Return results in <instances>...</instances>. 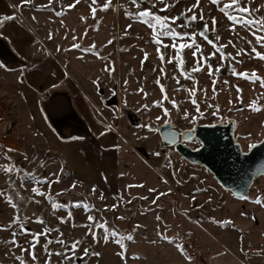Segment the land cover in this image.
Here are the masks:
<instances>
[{"label": "rangeland", "instance_id": "374dc122", "mask_svg": "<svg viewBox=\"0 0 264 264\" xmlns=\"http://www.w3.org/2000/svg\"><path fill=\"white\" fill-rule=\"evenodd\" d=\"M149 1L13 0L24 35L34 39L19 43V53L0 41V153H6L0 154V166L19 169L0 168V225H10L0 228V264H45L49 252L51 264H264V203L255 200L264 196V175L247 196L238 197L205 166L165 144L158 130L166 122L181 132L233 118L243 150L264 139V87L236 74L264 78V59L252 51L264 54V43L257 41L264 31L239 23L233 29L228 18L237 14L261 21L264 0H240L249 8L243 14L235 6L221 10L230 0H200L198 7H192L196 0ZM146 8L178 16L165 28L172 25L181 35L161 34L157 44L153 29L135 15ZM192 13L195 21L189 19ZM205 22L207 38L200 35ZM4 24L0 40L7 39ZM193 39L191 48L179 50L181 65L172 45ZM33 90L43 112L45 94H70L79 118L72 115L68 123L79 126L75 134H85L91 147L84 149L83 162L79 150L63 145L69 138L57 141L40 124L32 110ZM254 99L259 111L248 107ZM48 123L60 134L64 125L71 126ZM185 142L200 146L196 139ZM108 154L114 161L112 181L102 185L94 177L104 175ZM34 187L41 191L33 192ZM52 203L67 207L54 209ZM85 203L92 207L86 210ZM46 228L51 231L45 233ZM113 229L119 236H112ZM121 238L123 247L115 242ZM71 241L79 246L65 251Z\"/></svg>", "mask_w": 264, "mask_h": 264}, {"label": "water", "instance_id": "95a60500", "mask_svg": "<svg viewBox=\"0 0 264 264\" xmlns=\"http://www.w3.org/2000/svg\"><path fill=\"white\" fill-rule=\"evenodd\" d=\"M140 2L151 4L149 0ZM235 129L233 118L226 123L197 124L181 132L173 122L158 128L162 141L175 146L181 157L192 164L205 166L225 189L245 197L254 182L264 175V139L256 143L255 148L245 151L235 136ZM194 139L200 141L197 148L185 142Z\"/></svg>", "mask_w": 264, "mask_h": 264}, {"label": "snow or ice", "instance_id": "6c2138e0", "mask_svg": "<svg viewBox=\"0 0 264 264\" xmlns=\"http://www.w3.org/2000/svg\"><path fill=\"white\" fill-rule=\"evenodd\" d=\"M25 2H27V0H22V3H25ZM77 2H78V0H77ZM133 2L135 3L136 0H133ZM199 2H200V0H196V4L193 5L192 7H198L199 6ZM212 2L213 3H218L219 0H212ZM49 3H51V0H49ZM93 3H95V0H93ZM73 6L74 5H68V7H73ZM109 6L110 5L108 3H105L103 5V8L106 10ZM169 6L170 5L167 4V3H165V5H164L165 8H167ZM232 6H235V11L237 13L243 14V13H248L249 12V8L248 7H241L240 6V0H230V3L225 4L224 7L221 10L227 12V9L230 8V7H232ZM91 11H92V14L95 15L96 8L93 7L91 9ZM187 11L191 12V9H188ZM129 14L131 15L132 13H129ZM135 15L137 16L138 19L142 20L145 24H147L149 27H151L153 29V33L152 34H153V37H154L155 42L157 44H162V41L158 38L159 35H161V34L162 35H165V36H172V37H177V36L181 35V33L176 32L173 29V26L172 25H168V27L165 28V23L168 20H177V19H179L178 16H173V17L161 16V15L156 14L154 12V10L147 9V8L146 9H143V10L137 11L135 13ZM13 18L14 17L9 16V17H6L5 19H13ZM228 18L231 21L234 22L233 25H232L233 29L235 28V24L239 23V24L244 25L245 27L255 26L260 31H264V18H262L261 21H257L255 19H250L247 16L237 15V14L229 15ZM189 19L195 21L197 19V16L195 15V13H192L190 15ZM199 19L200 20H203L204 19L203 14H202V10H201V15H200ZM212 20H213V25H215V23H216L215 17H213ZM129 27H130V25H129ZM207 29H208V25L205 22V24H204V30L200 32V35L201 36H205V38H207L206 37V30ZM249 30L251 31V28H249ZM184 35H188V34L187 33H184ZM195 35H196V33H192V36L193 37H195ZM253 35H256V33L253 32ZM217 39H218V37H217ZM257 41L260 42V43H264V37L257 36ZM208 42L209 43H213L212 40H209ZM193 44H195V40L194 39L189 44L180 43L179 46H177L176 44H173L172 45L173 48H178L177 55H176V57H174V59L179 60L180 63H181V65H182L184 63V61H183L182 57L179 54V50H182L185 47L191 48L193 46ZM74 47H78V45H74ZM197 50H199V49H197ZM157 51L159 52V48L157 49ZM252 51L255 52V54H256L257 57H260L261 59H264V54L256 51L254 48L252 49ZM193 55L195 56L196 53L194 52ZM212 55H215V53H212ZM145 56H147V54H145ZM160 58L163 60V58H164L163 53L160 54ZM198 67H199V62H198ZM193 70H196V69H193ZM236 74L237 75H240V76H243V77H246L247 79H249V80H251L253 82L259 80L261 82V86L264 87V78H261V77L257 76L255 74V72H253L251 75H249V73L246 72V71L245 72L236 73ZM161 87H162V91H163V86H161ZM192 91H193V95H194L195 90H192ZM239 91H240V89L238 88V92ZM145 95H147V93H145ZM164 99H167L166 94L164 96ZM192 102H193V104H195L196 103L195 99H193ZM154 103H159V101H156ZM172 104L175 106L176 105V101H172ZM145 107H147V106H145ZM248 107L252 108L253 111H259L261 106L258 104L257 100L254 99V100H252L250 102V104L248 105ZM168 111L169 110L167 108L164 109L165 114H168ZM197 111H199L198 108H197ZM185 116H187V113H185ZM255 146H256L255 144H252L249 147L250 148H255ZM0 154H5L6 155V153H0ZM0 168H3L4 171L9 172V173L10 172H13V171H17V172L19 171V169L14 164L13 165H9V166H0ZM72 187H75V184H73ZM32 191L33 192H40L41 190L38 187H34L32 189ZM0 194H3L2 190H0ZM11 199L12 198L9 197V200L10 201H11ZM48 199L51 200L52 197L49 196ZM255 200H256L257 203H264V196H258V197L255 198ZM79 203L80 202H77V204H79ZM62 206L63 207H67L66 205H60V204H57V203H52V208H54V209L55 208H58V207H62ZM13 207H17V205L13 204ZM90 207H92V205H89L87 203L84 204V208L86 210L88 208H90ZM113 207H114V205H113ZM69 215H71L70 212H69ZM87 219L89 221H91V220H94V217L91 216V215H89L87 217ZM17 221H18V218H17V220L12 221L11 223H16ZM9 226L10 225H0V228H7ZM97 227H102L103 228V227H105V225H99L98 224ZM89 230H91V225H89ZM44 231H45V233H47V232L51 231V229H47L46 228ZM37 235L38 234H33L32 239L33 240H36L37 239ZM93 235L95 236V233H93ZM112 236L113 237H117V236H119V233L116 230L113 229L112 230ZM14 239H15V237L13 235V241H14ZM57 239H58V242H60L61 244H64V241L62 239H60V238H57ZM104 239L107 240L108 239V236L105 235L104 236ZM128 239L130 240V239H132V237L131 236H128ZM115 242L118 245H121L122 247L124 246L123 245V239L122 238L121 239H116ZM48 243H51V241H49ZM70 243H71V248L69 249L67 246H65V251H71L72 249H75V248H77L79 246V241H71ZM35 247H36V245L34 243L31 244L32 251H31L30 254L32 256L33 261H36L37 260V254L35 252ZM44 247H45V250L48 251L47 244H45ZM181 250H182V246H181ZM87 252H88V250L85 249L84 250V254L87 255ZM57 254L58 255H62L63 253L62 252H57ZM71 254L74 256L75 255L74 251H72ZM93 254L94 255H99V253H93ZM121 255H123V253H121ZM18 259L23 260L22 257H18ZM66 259H67V257H66ZM24 264H27V262L25 261ZM45 264H51L50 252H49V258L45 261Z\"/></svg>", "mask_w": 264, "mask_h": 264}, {"label": "crops", "instance_id": "0c3cea01", "mask_svg": "<svg viewBox=\"0 0 264 264\" xmlns=\"http://www.w3.org/2000/svg\"><path fill=\"white\" fill-rule=\"evenodd\" d=\"M14 17L13 19H5L6 17ZM3 21L5 22L4 26H3V33H5L7 35V39H3L1 38L0 41H2V43H4L7 47L9 45V49L10 51L13 53L12 49L10 48V44H12L13 48L15 49V51L17 53H19L20 50V46L19 43L23 45V42H25L26 40L28 41V44L34 39L33 35L31 34V36H27L24 35L25 34V30L22 29L23 27L21 26V24L19 25V9L17 8V4H15L13 2V0H0V22ZM24 30V31H23ZM7 44H6V43ZM22 49H25L24 47H22ZM15 54V52H14ZM38 70H45L44 68H38ZM38 97V92L36 91H32L31 94V98L30 100L32 101V110L34 111V113L37 115V118L40 122V124L43 126L44 129H47L48 133H52V135H54V138L58 141H62L63 139L69 138V141H62L64 142L63 145H66L67 147L70 148H76L77 150L80 151L79 155V159L81 162H83V158L85 155V151H88V143L86 142V136L85 134H83V137L80 135H76L75 133L77 132V128H79V126L77 125L75 127V125L68 123L71 120V116L73 115L76 119H78L79 117L77 116V113L74 112L75 110L73 109L74 107V101L72 100L70 94H67L66 92L60 93V94H45L43 96V102L46 103V107H45V112H43L42 110V105H41V101L37 99ZM76 106V105H75ZM37 107V108H36ZM34 115V114H33ZM35 116V115H34ZM35 118V117H34ZM53 123L54 125H59L63 122V125L66 123L70 124L73 129L70 127H66L64 125L63 130L65 132L61 130V132L63 133H55L54 130L50 127L49 123ZM58 129V130H59ZM87 129L89 130V126H87ZM65 133V134H64ZM66 135V136H64ZM66 137V138H64ZM92 149L94 150V152H101L98 149H96L95 147ZM108 161H107V167H105V173L104 175L101 177L99 176H95L94 179L96 180L98 178V180L103 181L101 182L102 185L107 184L109 185L111 184L112 181V171H113V158L110 154H108L107 156ZM70 160V159H69ZM72 164V162H71ZM87 169L88 167L84 166V169ZM75 170H80L75 168ZM81 170H83V168L81 167ZM88 170V169H87ZM89 171V170H88ZM74 172V171H73ZM93 175H96L93 172Z\"/></svg>", "mask_w": 264, "mask_h": 264}]
</instances>
